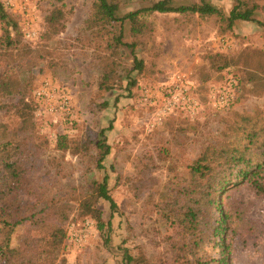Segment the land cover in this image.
Wrapping results in <instances>:
<instances>
[{
  "label": "rangeland",
  "instance_id": "obj_1",
  "mask_svg": "<svg viewBox=\"0 0 264 264\" xmlns=\"http://www.w3.org/2000/svg\"><path fill=\"white\" fill-rule=\"evenodd\" d=\"M2 1L21 16L24 27L27 20L33 21L34 35L28 39L25 33L24 39L45 50L34 73L30 74L32 89L35 91L45 79L51 80L69 92L73 103L74 119L62 126L61 120L67 115L55 118L39 106L37 141L29 143L27 169L59 195L71 194L74 188L82 191L93 178L101 180L108 174L109 188L119 208L111 217L109 204L100 202L105 219L111 220L108 241L94 229L93 222L86 227V221L75 209L66 225L65 242L70 249L63 248L58 264H124L125 248L134 255L140 247L150 256L163 255L168 250L163 236L181 228L177 223H166L151 205L154 198L156 201L160 198V191H164L171 177L170 160L162 159L161 149L169 146L175 132L186 140L185 130L192 123L210 121L211 127L217 129L222 125L219 120L233 117L234 112L264 113V94L257 85L253 89L254 84L248 80L250 74L256 73L264 78V0H260V9L255 15L260 23L237 21L232 29L214 18H201L198 14L150 15L146 18L147 28L137 37L142 42L136 53L144 61L143 69L133 70L131 55H125L117 83L109 90L99 88L103 70L93 60L96 43L92 42L86 23L94 0H65L64 3L27 0L26 10L21 0H15V7L7 5L8 0ZM206 1L226 14L235 5L234 0ZM175 2L192 5L201 0ZM147 5L133 0L121 9L124 14ZM55 7H60L65 14L66 31L58 37H50L46 17ZM125 27L126 40L130 41L127 36L130 25ZM217 53L232 60V68L242 76L244 83L240 101L224 113L215 112L209 101L210 85L223 79V73L211 69L210 56ZM181 71L192 72L197 82L194 95L203 110L195 115L198 121H192L195 116L182 114L159 122L155 116L157 108L144 101V92L160 91ZM131 80L136 83L130 86ZM6 120L12 125L17 123L13 116ZM103 129H107V140L112 146L103 171L89 175L83 151L73 155L56 148L59 134L93 142L100 138ZM193 147L196 153L198 146ZM172 152L180 155L177 147L172 146ZM233 195L241 217L238 221L240 236L233 240L231 264H264V198L248 187L240 188ZM71 233L84 234V243H70ZM154 242L160 244L156 247ZM206 252L215 256L214 249L207 248Z\"/></svg>",
  "mask_w": 264,
  "mask_h": 264
},
{
  "label": "trees",
  "instance_id": "obj_2",
  "mask_svg": "<svg viewBox=\"0 0 264 264\" xmlns=\"http://www.w3.org/2000/svg\"><path fill=\"white\" fill-rule=\"evenodd\" d=\"M52 1L64 3L65 0ZM132 1L94 0L86 22L92 42L96 43L93 60L103 70L99 81L102 90L116 85L125 55H131L133 70L143 69L144 61L136 53L142 42L137 37L147 28L146 18L154 13L198 14L201 18H214L230 29L237 21L260 23L255 18L260 0H234L228 14L206 0L192 5H181L175 0H139L148 5L123 14L121 8ZM65 19L60 7L51 10L46 17L50 37L66 31ZM126 24L130 25L127 35L130 41L126 40ZM25 33L21 16L0 0V264H58L63 248L70 249L65 242L66 225L75 209L84 221L93 222L94 229L108 241L111 220L105 219L100 202L109 204L111 217L119 208L109 188L108 174L101 180L93 178L82 191L74 188L71 194L59 195L27 169L29 143L37 141L36 113L40 106L34 97L30 74L45 50L25 40ZM210 59L212 70L223 73V79L228 73L237 82L235 99L228 106L214 110L228 112L240 101L242 76L224 54L217 53ZM248 80L254 84L253 89L257 85L264 94L262 76L250 74ZM135 83L131 80L129 85ZM182 114L190 115L181 109L167 117L172 119ZM12 116L17 119L13 125L6 120ZM73 119L72 113L67 115L61 126ZM196 119L195 116L192 121ZM219 122L222 125L217 129L211 127L210 121L192 123L185 130L186 140L175 132L169 146L161 149L162 159L170 160L171 177L164 191H160V198L157 201L154 198L151 205L166 223H177L181 229L163 236L168 250L161 256H150L141 247L134 255L125 248L124 264L232 263L233 240L240 236L241 217L239 205L232 200L233 194L248 187L264 198V113L234 112L233 117H222ZM106 131L101 130L100 138L93 142L59 134L56 148L73 155L83 151L89 175L103 171L112 151ZM194 136L197 138L192 139ZM172 146L180 150L179 156L172 152ZM31 168L34 170L35 166ZM159 244L154 242L156 247ZM207 248L214 249L215 256H209Z\"/></svg>",
  "mask_w": 264,
  "mask_h": 264
},
{
  "label": "built area",
  "instance_id": "obj_3",
  "mask_svg": "<svg viewBox=\"0 0 264 264\" xmlns=\"http://www.w3.org/2000/svg\"><path fill=\"white\" fill-rule=\"evenodd\" d=\"M24 9L28 7L27 0H21ZM7 5L15 7V0H8ZM32 20L26 21V37L32 38L34 29H32ZM196 81L190 71L176 73L168 86L160 91L146 90L144 92V101L156 106L155 116L161 122L165 117L176 114L179 110H185L188 114L195 116L203 110L199 99L194 95ZM236 80L225 73V78L220 83H212L209 87V101L214 110L222 109L229 105L236 97ZM35 99L43 106L44 112L59 118L63 115L72 113L73 103L69 92L60 86L55 85L51 80L45 79L34 91ZM39 116V110L37 112ZM91 225V221L86 222V227ZM86 236L84 234H73L68 236V241L72 244H82Z\"/></svg>",
  "mask_w": 264,
  "mask_h": 264
}]
</instances>
